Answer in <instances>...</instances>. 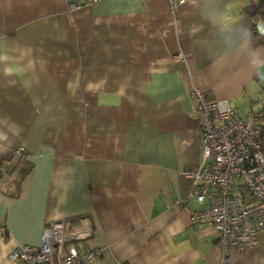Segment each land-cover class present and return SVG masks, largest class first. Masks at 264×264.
<instances>
[{
    "label": "crops",
    "instance_id": "obj_1",
    "mask_svg": "<svg viewBox=\"0 0 264 264\" xmlns=\"http://www.w3.org/2000/svg\"><path fill=\"white\" fill-rule=\"evenodd\" d=\"M258 2L186 0L175 15L169 0H0V174L13 170L0 264L79 217L97 264H264V231L224 250L215 226L193 222L210 204L182 175L202 153L194 87L264 114Z\"/></svg>",
    "mask_w": 264,
    "mask_h": 264
},
{
    "label": "built area",
    "instance_id": "obj_2",
    "mask_svg": "<svg viewBox=\"0 0 264 264\" xmlns=\"http://www.w3.org/2000/svg\"><path fill=\"white\" fill-rule=\"evenodd\" d=\"M185 2L169 0L173 14ZM191 96L201 128L202 153L200 162L185 168L182 175L189 183V197L201 205L210 204L191 218L215 226L224 250L253 247L264 231V114L243 117L228 100L215 99L200 87H194ZM24 151L18 148L15 153ZM10 182L5 169L0 190ZM94 235L88 218L56 220L45 226L40 246L19 245L10 258L20 264H97L103 250L89 245Z\"/></svg>",
    "mask_w": 264,
    "mask_h": 264
},
{
    "label": "trees",
    "instance_id": "obj_3",
    "mask_svg": "<svg viewBox=\"0 0 264 264\" xmlns=\"http://www.w3.org/2000/svg\"><path fill=\"white\" fill-rule=\"evenodd\" d=\"M256 10H257V14L255 15V19L256 20H262L264 22V2H258L256 3ZM254 113H261V111H253L252 114ZM263 113V112H262ZM262 138L264 139V117H263V121H262ZM33 165L31 163L28 162H23V168L20 169V173H21V177L18 179H15L14 182L16 184L15 187H17V194L19 193L20 187H21V183L24 180V178L26 177V175L32 170ZM17 170V166L15 167L14 171ZM7 176L10 177V181H11V176L13 175V170L9 168V170H6Z\"/></svg>",
    "mask_w": 264,
    "mask_h": 264
},
{
    "label": "clouds",
    "instance_id": "obj_4",
    "mask_svg": "<svg viewBox=\"0 0 264 264\" xmlns=\"http://www.w3.org/2000/svg\"><path fill=\"white\" fill-rule=\"evenodd\" d=\"M253 62L259 64L260 68H264V59H260L258 54L253 53L252 54Z\"/></svg>",
    "mask_w": 264,
    "mask_h": 264
},
{
    "label": "rangeland",
    "instance_id": "obj_5",
    "mask_svg": "<svg viewBox=\"0 0 264 264\" xmlns=\"http://www.w3.org/2000/svg\"><path fill=\"white\" fill-rule=\"evenodd\" d=\"M230 104H231V103H230ZM242 104L245 106V104H244L243 102H242ZM234 106H235V105H234ZM234 106H233V107H234ZM235 107H236V106H235ZM240 107H243V106H240ZM241 114H242V116H244V117H247V116L249 115V114H248V115L245 114L243 111L241 112Z\"/></svg>",
    "mask_w": 264,
    "mask_h": 264
},
{
    "label": "water",
    "instance_id": "obj_6",
    "mask_svg": "<svg viewBox=\"0 0 264 264\" xmlns=\"http://www.w3.org/2000/svg\"><path fill=\"white\" fill-rule=\"evenodd\" d=\"M259 2H264V0H259Z\"/></svg>",
    "mask_w": 264,
    "mask_h": 264
}]
</instances>
